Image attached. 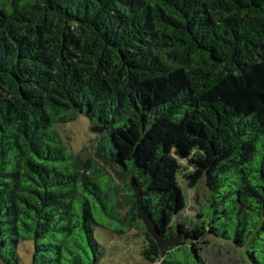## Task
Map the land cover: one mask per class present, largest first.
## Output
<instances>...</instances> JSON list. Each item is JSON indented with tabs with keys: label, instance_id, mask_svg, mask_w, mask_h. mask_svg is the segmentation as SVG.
I'll use <instances>...</instances> for the list:
<instances>
[{
	"label": "trees",
	"instance_id": "1",
	"mask_svg": "<svg viewBox=\"0 0 264 264\" xmlns=\"http://www.w3.org/2000/svg\"><path fill=\"white\" fill-rule=\"evenodd\" d=\"M181 182L207 189L192 216ZM207 243L264 264V0H0V264H205Z\"/></svg>",
	"mask_w": 264,
	"mask_h": 264
},
{
	"label": "rangeland",
	"instance_id": "2",
	"mask_svg": "<svg viewBox=\"0 0 264 264\" xmlns=\"http://www.w3.org/2000/svg\"><path fill=\"white\" fill-rule=\"evenodd\" d=\"M79 119H81L79 120V124L77 126L71 127L67 133L70 136L68 137L70 144H74L77 147L82 144L83 140H86V138L90 137L94 126V124H92L84 116H81ZM181 184L186 200L188 203L191 202L192 204L189 209L191 212L189 211L190 213L187 214L192 216L195 213V209L193 208L198 207L193 198L198 197L203 203V198L207 194V189L202 184L193 188L188 187L183 182H181ZM97 231V238L104 243L103 239L99 236L100 229H97ZM101 232L105 233L104 231ZM198 254L202 257L205 264H243L239 253L233 250L231 247L223 244H203L201 245V249L198 251Z\"/></svg>",
	"mask_w": 264,
	"mask_h": 264
},
{
	"label": "water",
	"instance_id": "3",
	"mask_svg": "<svg viewBox=\"0 0 264 264\" xmlns=\"http://www.w3.org/2000/svg\"><path fill=\"white\" fill-rule=\"evenodd\" d=\"M93 130L97 131L98 129L94 127ZM204 180H206V178ZM131 186L135 191V195L137 199L138 217L143 221L148 232L157 241L160 249L163 250V249L168 248L169 246L177 244L180 241V236L177 235V236L170 237V238H164L163 234L160 232L158 224L155 222L152 215L145 208L144 202H143L142 186L139 185L136 181H132Z\"/></svg>",
	"mask_w": 264,
	"mask_h": 264
}]
</instances>
